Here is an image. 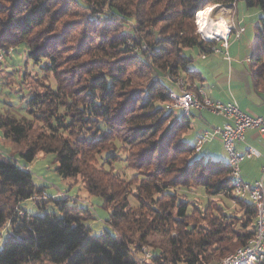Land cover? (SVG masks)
Listing matches in <instances>:
<instances>
[{
    "label": "trees",
    "instance_id": "16d2710c",
    "mask_svg": "<svg viewBox=\"0 0 264 264\" xmlns=\"http://www.w3.org/2000/svg\"><path fill=\"white\" fill-rule=\"evenodd\" d=\"M233 1L0 0V48L24 43L27 56L45 62L41 67L52 76L26 100L29 117L0 114L3 137L21 146L23 161L0 153V196L11 202L0 205V264H141L134 252L150 246L157 232L168 234L169 247H151L152 264H209L248 244L253 203L231 195L226 161L204 158L201 147L185 139L192 110L165 108L173 80L202 82V73L190 70L195 57L219 45L201 39L191 20L201 9ZM245 3L261 11L247 63L253 83L264 90V0ZM132 73L150 80L138 87ZM119 147L140 175L137 198L147 218L130 209L127 181L110 169ZM39 152L54 153L61 176L102 198L111 230L90 235L92 210L69 198L34 199L44 188L24 163ZM192 186L230 195L241 216L209 206V199L204 209L192 205L196 210L189 211L179 190ZM26 199L41 209L51 202L60 214H31L21 205ZM199 210L205 224L193 222L191 211Z\"/></svg>",
    "mask_w": 264,
    "mask_h": 264
},
{
    "label": "rangeland",
    "instance_id": "374dc122",
    "mask_svg": "<svg viewBox=\"0 0 264 264\" xmlns=\"http://www.w3.org/2000/svg\"><path fill=\"white\" fill-rule=\"evenodd\" d=\"M217 8L220 9V11L215 12L213 17L215 20L218 19L219 14H221L226 17L227 24L234 23L238 28L243 29L240 32V35L235 39L234 34L230 35L227 52L229 53V55H231V57L237 55V57L235 58L236 60H245V55L249 56L253 51V47L255 45L254 32L257 19L261 15L260 9L257 7H248L245 3V0H234L231 4H220V6H217ZM198 11H196V13ZM191 23V26H193L195 33H198L201 39L206 41L214 40L220 43V41H217L216 39L211 37V39L209 40V38H207L205 35H203V33L199 31V27H197L198 25L196 23V15L191 20ZM194 49L195 48H192L190 50L196 54L197 51L196 49ZM222 52L223 50L221 52H212L206 55L205 59L201 58L200 56H196L192 65L195 66V68H197L198 70L202 71L203 74L208 77L209 82H211V79H216L214 75L215 73H217V68L221 67L223 73H225V70L227 68L228 61L221 58L223 57ZM44 64L45 62L43 61L34 63V61L27 56L26 46L24 43L18 44L13 49L3 53V57L0 60V114L14 115L17 118L29 117L26 100L29 98L31 92L43 89L44 84L52 83L51 71L49 69L43 70V68L41 67V65ZM132 79L136 82L135 85H139L138 87L144 88V86L150 80V75L148 77H141V75L138 73H132ZM187 84H189L192 88L194 87V85L197 87V89L200 88L196 85V81H189L187 79ZM198 112H201L202 117H205L207 119L208 117H211L209 118L210 122L213 121V119L218 120L219 117L222 119L220 115L213 113L207 108H203L201 110H192V113H194V115H192L191 117L193 125L184 134V136L187 135L186 137H189V139H192L194 137L195 130L203 128V123L199 122L203 121V119L199 118ZM195 118L198 119L196 124L194 123ZM221 123L222 121H220V123L218 124H207V126L208 129H212V126L220 125ZM203 145L205 147H211L214 153L222 151V145L218 137L210 140V142H204L202 146ZM20 148L21 146L6 141L0 128V153L2 155L5 154L14 156L15 159L23 163L18 154ZM118 153L119 157L114 163H111L110 169L118 177L127 181L129 189L127 198L130 209L135 212H143L145 214L144 217L147 218L149 210L140 209V204L137 198L136 186L138 184V181L136 182V180L137 178L139 179L140 175L133 166L128 165L125 159V157L127 156V149L119 147ZM200 153L202 155L204 153V158H207V153H205L204 150H202ZM223 155L224 154L222 151V156ZM103 159L104 158H101V161ZM24 164L27 165V169L31 172L32 179L35 184L39 187L44 188V191L41 194L34 196V199H46L50 196L69 198L70 201L81 206H87L92 210L94 218L89 219L87 222L90 227V235H98L105 229L111 230L110 225L106 222V220L108 219L109 208H106L104 206L102 198L97 195L89 194L81 185L79 180L75 178H64L63 176H61L56 170L57 160L54 153L44 154L39 152L30 163ZM105 167L108 168V164H105ZM179 192L182 197L186 198L189 201V211L191 209L193 211L196 210V208H193V206L195 205L201 207L200 209L202 210L204 209L207 201L211 200V202L208 203L209 206L211 204L215 205L217 203L218 205L222 206L226 210V212L241 216L242 210L240 209V206L236 204V202L230 195L219 194L211 196L205 194L201 189L195 186H192L189 189H181L179 190ZM34 199H26L21 202V205L26 210H28L29 213L43 214L44 212H50L60 214L58 208L51 202L48 203L44 209H41L34 204ZM10 203L11 202L6 195L0 196V205ZM14 211H17L19 214H24L22 208H15ZM193 211H191L192 216L194 217L193 222L197 224H205V222L201 218L202 212L200 210L196 211V213ZM167 237L168 234L166 232H157L154 233L153 236L148 238L147 243L150 246L143 245L142 251L135 252L136 257L140 260L141 264H152L150 259L151 247H169ZM4 238L5 235L2 234L0 244L2 243V240ZM27 264L53 263L45 259H39Z\"/></svg>",
    "mask_w": 264,
    "mask_h": 264
},
{
    "label": "built area",
    "instance_id": "2783aa9c",
    "mask_svg": "<svg viewBox=\"0 0 264 264\" xmlns=\"http://www.w3.org/2000/svg\"><path fill=\"white\" fill-rule=\"evenodd\" d=\"M242 30L234 23L228 24L225 37H212L220 43L218 46H212L211 50L213 52L223 50V53L227 54L230 35L234 34L235 39ZM9 50L11 48H8ZM8 51L0 48V60L3 53ZM173 83L176 87L169 94V100L165 103L166 109L188 114L193 109L207 108L222 117L223 120L220 125L198 132L195 138L196 149L198 150L204 142L216 137L219 138L227 155L226 163L229 169L230 193L233 197L251 201L255 210V231L248 244L238 247L233 253L209 264H255L264 261V166L260 179L253 182L245 181L241 174L240 162L243 158L257 156L260 152L254 146H247L245 152L239 151L236 147L238 142L244 141V132L247 129H255L261 134L264 147V116L241 109L235 99L226 102L214 100L207 96L202 89H197L195 85L193 88L190 87L184 79H174Z\"/></svg>",
    "mask_w": 264,
    "mask_h": 264
},
{
    "label": "crops",
    "instance_id": "0c3cea01",
    "mask_svg": "<svg viewBox=\"0 0 264 264\" xmlns=\"http://www.w3.org/2000/svg\"><path fill=\"white\" fill-rule=\"evenodd\" d=\"M222 54L223 57L221 58L228 61L225 73H223L221 67L217 68V73H215L214 75L216 79H211V82H209L208 77H206L203 72L199 70L202 73L203 80L202 82L199 80L196 81V85L199 86L207 96L214 100L226 102L231 99H235L241 109L252 114L264 116V90L261 87L255 86L251 79L247 63L249 56L245 55V60H236L235 58L237 57V55L231 57L228 52L227 54L222 52ZM205 56H201V58L205 59ZM193 69L197 68H195V66H192L190 70ZM192 115H194V113H192ZM198 116L200 119H203V121H199L203 123V128L195 130L194 137L192 139H189V137L187 138V135L184 136L186 140L192 143H195V138L199 131L208 129L207 124H218L220 123V121H222V119L219 117L218 120L213 119V121L210 122L209 118L211 117H208V119L202 117L201 112H198ZM197 120V118L194 119L195 124ZM192 125L193 123L191 121V127ZM6 141L8 140L6 139ZM262 143V136L257 130L247 129L244 132V141L238 142L236 144L237 149H239V151L241 152H245L247 146H254L260 152V154L257 156L243 158L241 162V174L243 179L247 182H253L262 177V168L264 166V147ZM210 149L211 147L209 148V146L205 147L203 145L201 146L200 152L204 150V152L207 153V157L226 161L227 155L223 148V156L222 151L214 153L213 150ZM203 155L205 154L203 153Z\"/></svg>",
    "mask_w": 264,
    "mask_h": 264
},
{
    "label": "bare ground",
    "instance_id": "6f19581e",
    "mask_svg": "<svg viewBox=\"0 0 264 264\" xmlns=\"http://www.w3.org/2000/svg\"><path fill=\"white\" fill-rule=\"evenodd\" d=\"M217 6H220V4H214L213 6L201 9L196 16L199 31L207 38L214 36L225 37L228 31V24L224 15L219 14V18L216 20L213 18L215 12L220 11Z\"/></svg>",
    "mask_w": 264,
    "mask_h": 264
}]
</instances>
